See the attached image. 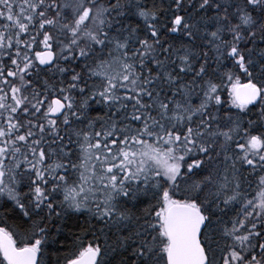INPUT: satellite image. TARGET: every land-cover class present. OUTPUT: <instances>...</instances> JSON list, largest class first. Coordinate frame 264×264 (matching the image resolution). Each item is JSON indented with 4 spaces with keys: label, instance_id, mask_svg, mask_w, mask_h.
Wrapping results in <instances>:
<instances>
[{
    "label": "snow or ice",
    "instance_id": "snow-or-ice-1",
    "mask_svg": "<svg viewBox=\"0 0 264 264\" xmlns=\"http://www.w3.org/2000/svg\"><path fill=\"white\" fill-rule=\"evenodd\" d=\"M0 264H264V0H0Z\"/></svg>",
    "mask_w": 264,
    "mask_h": 264
}]
</instances>
